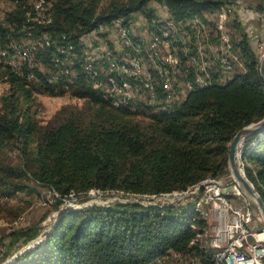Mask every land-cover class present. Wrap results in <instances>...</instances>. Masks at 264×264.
Wrapping results in <instances>:
<instances>
[{"label":"trees","instance_id":"obj_1","mask_svg":"<svg viewBox=\"0 0 264 264\" xmlns=\"http://www.w3.org/2000/svg\"><path fill=\"white\" fill-rule=\"evenodd\" d=\"M9 1L0 31L11 42V53L31 49L40 39L44 47L32 49L34 63H22L19 70L0 64V80L9 85L0 108V193L12 197L39 185L52 190L58 210L71 196L83 202L91 191L150 198L66 206L35 247L18 251L39 236L40 224L9 232L0 264H164L175 253L217 264L198 237L206 220L192 213L196 200L157 202L155 197L185 193L208 178L230 174L233 136L264 117L260 55L238 15L248 0H155L168 9L164 20L148 6L152 0H46L44 21L28 18L37 0ZM218 8L230 17L217 29L226 32L229 23L230 50L243 66L223 81L196 86L166 108L145 114L115 106L83 68L93 43L87 36L98 34L100 41L110 34L100 33L101 25L120 20L139 42L131 27L137 12L155 33L169 19L184 22ZM256 11L264 12V0ZM53 88L82 104L64 106L54 121L42 124L31 111L34 97ZM242 152L247 177L264 198V132L250 137Z\"/></svg>","mask_w":264,"mask_h":264},{"label":"bare ground","instance_id":"obj_2","mask_svg":"<svg viewBox=\"0 0 264 264\" xmlns=\"http://www.w3.org/2000/svg\"><path fill=\"white\" fill-rule=\"evenodd\" d=\"M14 3L16 4L17 0ZM33 4L35 14L29 10L28 18L44 21L49 16L45 13L46 0H37ZM220 10L226 14L224 17L220 16ZM208 12L211 14L215 12L218 18L214 17L215 14L212 18L204 14L189 18L184 22L169 19L165 23L162 22L161 29L155 33H149L150 31L147 30H145L146 33L135 32L139 37V42L134 41L129 29L122 25L120 20H115L111 26L101 25L99 32L110 31V34L106 37L102 36L100 41H98V34H93V37L87 36V42L93 41V43H88L91 54L84 62L83 68L92 77L94 87L101 89L106 97L111 98L115 106L127 107L145 114L166 108L175 100L185 98L196 86L209 85L216 80L215 78L223 81L231 76L234 69L241 66V61L237 63L236 55H233L230 50L231 31L228 29L226 32H220L217 29L218 25L224 23L229 12L220 8ZM118 27L128 57L136 62L134 63L135 84L120 64L123 61V54L119 50L118 42L112 36L113 31L111 33L112 28ZM184 29H188L189 32H184ZM155 34L161 37V46H167L168 54L166 51H160ZM99 42L102 46L98 47ZM40 47H44V41L41 39L31 49H18L17 53H12L13 58L8 60V63L17 70L20 69L22 63L28 62L31 65L35 61L33 50H38ZM3 55L8 56L5 51ZM178 70L180 80L177 79ZM33 76V72L30 73V77L33 78ZM205 77L206 82H204ZM71 82H73V77L64 83L65 87L68 88ZM108 88L119 91L114 93ZM216 180L220 179L208 178L202 183V187ZM197 188L201 187L197 186ZM228 194L229 192L226 191H218L216 199H227L229 202ZM204 204L203 200H196L193 210L204 212ZM233 214H240V208L233 207ZM214 259L217 264H223L220 250L214 254ZM225 260H228L225 264H264V261L235 260L232 253H225Z\"/></svg>","mask_w":264,"mask_h":264},{"label":"rangeland","instance_id":"obj_3","mask_svg":"<svg viewBox=\"0 0 264 264\" xmlns=\"http://www.w3.org/2000/svg\"><path fill=\"white\" fill-rule=\"evenodd\" d=\"M260 2L261 0H248L247 4H244V6L248 4L250 6L248 5L249 7L248 6L245 7L243 11L239 10L238 15L240 16V18L243 19L245 26L248 27L251 36V42L261 57V55L264 53V12L261 13L256 11V5ZM11 6H12L11 1L0 0V23H4L6 17L5 12L7 13L8 9ZM148 6H152L156 9L159 18L161 20L162 19L164 20L166 19V17H168L167 16L168 9L165 8L159 2L152 0L148 3ZM220 12H221L220 16L224 17L226 15L225 13H222L221 10ZM204 14L205 15L207 14V16L209 15L208 16L209 18H212L215 12L211 14V12L207 11L204 12ZM214 17L218 18L216 14ZM229 17H228V21H229ZM133 18L134 19L131 23V27L134 32L146 33L145 30H148V32L151 30L148 25L149 23L145 18V16H143L142 12L135 13L133 15ZM228 28L230 30L229 23H228ZM111 33H112V29H111ZM112 36L114 40L117 41L114 31L112 33ZM4 38L5 37H3V34L0 31V64L2 61L5 64H8V62L13 58V54L11 53L12 50L10 48L11 42H7L5 38V43H4L3 42ZM24 38L26 37L23 35L19 39H17L16 46L18 48H23L22 44L20 43V40ZM29 43H32V41L29 40ZM4 51L8 54V56L3 55ZM37 59L38 61H40V63H43L45 65V68L43 67V69L46 68L48 69V65L45 62H43L41 57L40 58L37 57ZM241 63L242 65L239 66L237 70L243 66L242 60ZM104 78H106V76ZM56 90L59 91L60 93H58ZM56 90H54L53 92L52 91L36 92L35 94L34 97L35 101L31 111L34 113L35 117L42 124H47L54 121L56 114L64 106L70 107L76 103L82 104L81 100L69 97L68 92L61 91L58 89ZM8 91H9L8 83L0 80V108L2 106V97ZM220 181L227 187L226 192L228 193V191H230V193L227 196L229 202L233 203L236 207H239L240 210L242 211L243 210L246 211L247 208H250L252 210L254 218L257 219L261 218V222L259 221L258 226L263 225L264 227V219L257 205L255 204L254 200L251 199L249 196H247L240 187L239 188L241 189L242 192L241 194H234L231 191L234 184H237L232 176L231 169H230V174L221 177ZM35 187L36 189L34 191H21L12 197L5 196L0 193V258L2 256V253L7 248V244L9 242V237L7 235L9 232L20 227L29 226L31 224H36V223L40 224L41 226H43V231L39 234V236L35 238L33 241L29 242L28 244L21 245L20 246L21 248L18 251L21 250L23 251L24 249L35 247L44 241L46 237L44 234L45 231L50 229L51 223L55 219H57V217L59 216L60 209L66 206L81 207L84 205H89L94 203L106 204L114 200L128 201V200L140 199L142 201H149L148 198H150L146 196L124 197L120 193H116V192L110 193V192L91 191L89 196L87 195L86 199L83 202H80L79 201L80 198L77 197L76 195L71 196L70 198L66 199L60 204L58 210L55 207L56 199L52 190L39 185H35ZM199 187L202 188V184L199 185ZM197 190L198 188L196 187L185 193L176 192L173 194L157 196L155 197V201L157 202L181 201V200L187 201L188 199H191L192 201L196 197L195 194L197 195L200 194V197L203 194L204 191L203 189H200L198 191ZM219 206H221L219 203L213 204V202H209L204 204L205 213L202 210L201 211L194 210L192 212L193 214L196 213L194 216L202 217L206 220V225L203 231L200 232L198 237L203 241L204 246H207V248H211L213 257L218 250H222V248L225 246L226 243L232 242V239H229V233L227 231V226H226L227 224H225L226 218L219 217V211H218ZM246 252L247 254H250V251H248V249ZM197 263L204 264L202 259L197 256H193V255L183 256L181 253L179 254L175 253V255H173L170 259H168V261H166L164 264H197Z\"/></svg>","mask_w":264,"mask_h":264},{"label":"built area","instance_id":"obj_4","mask_svg":"<svg viewBox=\"0 0 264 264\" xmlns=\"http://www.w3.org/2000/svg\"><path fill=\"white\" fill-rule=\"evenodd\" d=\"M112 31H114L117 38L119 50L122 51L123 54V61H121L120 64L123 65V70L129 73V75L132 77L133 84H135L134 63L136 62L127 55L126 49L124 48L122 36L119 32V27L112 28ZM184 32H189V30L184 29ZM155 40L160 48V51H166V54H168L167 46H161V37H159L158 34H155ZM97 46L99 47L102 45L99 42ZM177 79L180 80L179 70ZM204 82H206V77L204 79ZM108 89L112 90L114 93H117V91H119L118 89L114 88ZM200 189L204 190L202 196L195 197L192 201L203 200V202L205 203H219L221 205L218 209L219 217L226 218L225 224H227L226 226L229 233V239H232V242L226 243L222 250H220L222 253L223 264L227 263L228 261L225 260V253H232V257H235V260L246 259L250 261H264V227L263 225L258 226L259 221L261 222V218H254V215L250 208H247L246 211L240 210V214H233V207H236L233 203L227 202V199H216V192L227 191V187L220 180L210 182L209 185L204 186ZM231 191L234 194L242 193L237 184H234ZM228 192L230 193V191ZM247 249L248 251H250V254H247Z\"/></svg>","mask_w":264,"mask_h":264},{"label":"water","instance_id":"obj_5","mask_svg":"<svg viewBox=\"0 0 264 264\" xmlns=\"http://www.w3.org/2000/svg\"><path fill=\"white\" fill-rule=\"evenodd\" d=\"M260 72L264 78V53L260 57ZM262 132H264V117L258 121L243 126L236 132L229 144V166L234 180L242 191L254 200L264 219V198L253 182L247 177L241 160L244 144L250 137ZM20 252H22V250ZM20 252H18V254ZM15 256H17V254ZM8 262L9 261L6 263Z\"/></svg>","mask_w":264,"mask_h":264}]
</instances>
